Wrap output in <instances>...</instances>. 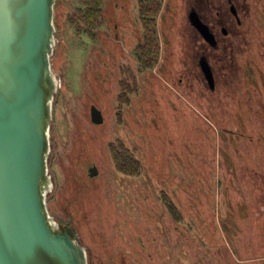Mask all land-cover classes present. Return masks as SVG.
<instances>
[{"label": "rangeland", "instance_id": "rangeland-1", "mask_svg": "<svg viewBox=\"0 0 264 264\" xmlns=\"http://www.w3.org/2000/svg\"><path fill=\"white\" fill-rule=\"evenodd\" d=\"M128 1L129 15H125L123 22H120L127 29L119 32L121 44L125 46L128 43V50L110 62L106 44L109 45L114 38L103 28L94 33L98 39L91 38L85 32L76 33L67 21V15L73 11L76 1L56 0L54 3L56 46L50 63L58 78V89L52 106V115L56 120H52L50 129V150L52 145L56 147L53 156L57 157L65 152L67 146L70 147L74 133L73 120L81 119L85 111V99L79 93L82 89L87 92V80L95 75L93 73L102 70V63L115 62L118 70L123 66H131L135 71L139 68L135 58V37L138 36L137 30H140L137 0ZM169 2L164 0L158 21L163 24V12L171 11L170 17L175 23V30L179 32L181 62L188 64L193 43L186 21L190 6L177 2L172 7ZM245 2L248 10L240 40L248 53L244 55L242 69L230 91L232 93L245 92L248 86H242L243 82H253L254 75L250 68L256 56L251 49L264 47V0ZM159 37L161 60L153 72L157 75L158 70L164 69L161 63L165 62L167 41L162 37L161 30ZM254 72L257 74L255 69ZM138 77V91L130 96V105L120 106L117 94L104 96L108 108L105 110L102 140L129 141L143 162H146L144 157L147 156L142 146L145 143L156 164L149 159V165L143 163L142 175L131 179H120L109 169L103 170L100 208L93 213L97 221L91 227L75 228L78 235L82 231L84 235L96 237L92 240L79 237L86 248L88 264H264V148L255 146L251 141L248 142L252 144L247 145L244 139L255 141L258 135L264 134L263 126L253 116H246L241 128L238 121L242 118L225 111V104L221 101H218L216 111L206 115L202 106L192 101L194 99H187L188 104H182L196 116L190 118L194 123L188 141L183 146L173 139L164 141L165 121L170 118L175 130H182L181 121L185 112H178L177 102L170 98L165 97L161 102L159 93H153L149 86L146 87L145 73ZM163 106L165 112L169 111L167 117ZM54 126L57 137L52 139ZM184 129L187 130L185 123ZM162 145H166L167 151L163 153L166 169L161 176H168L170 180L163 179L159 183L151 166L155 167L156 172L161 171L158 149ZM52 154L49 153L48 164ZM205 162H208L207 167ZM49 173L53 179V190L46 198V206L50 215L60 223L63 218L59 211L61 207H48V202L60 203L62 175L56 168L55 175L51 170ZM164 193L171 195L180 206L188 207L189 212L183 209L181 221H176L163 205ZM204 205L215 213L197 210V207ZM225 220L230 228L228 235L221 229V223ZM203 223H206L205 229L213 232L206 240L199 230Z\"/></svg>", "mask_w": 264, "mask_h": 264}, {"label": "water", "instance_id": "water-1", "mask_svg": "<svg viewBox=\"0 0 264 264\" xmlns=\"http://www.w3.org/2000/svg\"><path fill=\"white\" fill-rule=\"evenodd\" d=\"M56 0H0V264H88L74 227L50 213L48 171L52 106L58 78L50 60L56 46ZM189 22L214 45L192 10ZM201 68L212 86L213 76ZM93 124L101 112L90 108Z\"/></svg>", "mask_w": 264, "mask_h": 264}, {"label": "flooded vegetation", "instance_id": "flooded-vegetation-1", "mask_svg": "<svg viewBox=\"0 0 264 264\" xmlns=\"http://www.w3.org/2000/svg\"><path fill=\"white\" fill-rule=\"evenodd\" d=\"M170 1L167 0L172 7L177 2H185L190 6L186 21L191 29L193 43L191 61L185 64L181 62L180 54L182 50L179 47V32L175 30V23L170 17L171 11L170 13L167 11L163 12L164 22L160 24L158 21V24L164 31H161L162 37L167 40L164 49L165 62L161 63L164 69L160 70L159 75H156L164 77L175 90H172L171 93L164 90V95L159 96L161 102L165 97L174 100L175 97L173 96L175 95L179 97L185 96L190 100L194 99L192 101H195L197 106H202L204 113L209 115L216 111L218 101H221L225 104V111L242 118L238 121L239 126H242L241 128H243L246 116H253L264 128V47L251 49L256 56L253 66L249 67L251 74L254 75L253 82L249 84L244 81L242 85L248 86L247 90L249 91L230 92L235 78L238 77L242 69L241 64L244 62V55L248 53L241 46L243 41L240 40V33L243 30V23H245L248 10L246 0ZM192 10L197 14L200 21L208 27L214 38V45L206 42L203 36L191 26L189 15ZM202 59L208 64L212 72V86L207 82L202 71L200 64ZM103 64L110 67L112 72H104L101 65L102 70L93 73L95 75H91L87 80L85 84L87 92L82 89L81 93H79L85 99V111H83L81 119L73 120L74 133L70 147L68 148L67 146L65 152L57 157L53 156L56 147L52 145V150H50V154L53 153L51 155L53 157L50 158L48 171H53L55 175V168L59 169L63 185L60 203H57V201L54 203L48 202V207L52 205L57 206L58 209L61 207L59 211L63 214V218L60 223L74 228L91 227L92 223L97 221L93 217V213L100 208V192L104 186V169H109L120 179H131L132 177L120 172L115 163L123 155H126V150L132 151L130 142L117 139L102 140L105 129V110L108 108L104 96L109 93L115 94V96L117 94L118 103H120L119 98L123 96L125 102L119 105L128 106L132 102L130 97L132 95L131 87L123 89L121 86L122 78L119 76V70L116 68L115 62H103ZM127 67L132 69L131 66ZM125 82L130 84L131 77L126 78ZM88 91L90 92L88 93ZM176 104L179 112L182 108L180 103L177 102ZM92 106H95L101 112L103 117L102 124L96 125L91 122L90 108ZM192 110L195 112L193 108ZM163 111L165 112L164 106ZM52 114H54L53 107ZM167 116H169V112H165V117ZM177 127L179 126L177 125ZM55 130L56 126L52 130V139L57 137L54 135ZM168 132L175 134V126L171 124L170 118L165 121L162 137L164 141L168 137L174 140L173 135L171 137ZM241 136L242 138L244 137L243 134ZM126 138L129 140L130 137L127 136ZM244 139L247 145L254 142L255 146L264 148V134L258 135L255 141L251 138ZM127 165H125L126 171L128 170ZM54 213H57V211L54 210ZM79 237L82 240L96 238L94 235H84L82 231Z\"/></svg>", "mask_w": 264, "mask_h": 264}, {"label": "trees", "instance_id": "trees-1", "mask_svg": "<svg viewBox=\"0 0 264 264\" xmlns=\"http://www.w3.org/2000/svg\"><path fill=\"white\" fill-rule=\"evenodd\" d=\"M76 6L74 7L72 12H69L67 15V21L69 26L76 32L81 33L85 32L87 33L91 38L95 39L97 37L95 31L98 29L103 28L106 30L110 36L114 39L110 41V44H106L108 49V61L110 60H116L119 58V56H122V54L128 50V43H125L126 45L123 46L120 41V30L127 29L126 26H124L123 17L125 15H129V1L128 0H75ZM163 2L164 0H137V11L139 15V22H140V30L138 31V36L135 37L137 39V44L135 47V58L138 64V69L135 71L134 69H130L127 66H123L121 70H119V76L122 78L121 86L123 89L125 87L130 88L131 92L136 93L137 85L139 83V77L138 75L141 73L146 74V87L153 93L158 92L159 96H163L165 92L171 93L172 90H175V88L167 81L164 77L157 76L154 72V70L157 69L160 56H161V46H160V37H159V30L163 31L158 26V15L161 13L163 8ZM58 3V1H57ZM55 5V4H54ZM54 20V19H53ZM54 25L56 27V23L54 22ZM106 32V33H107ZM164 32V31H163ZM105 33V34H106ZM177 43V42H176ZM103 71L104 72H112L110 67L105 66L102 63ZM160 70H158V73ZM159 75V74H158ZM131 77V83H126L125 79ZM175 99H171L173 102L180 103L181 106V112H185V117H182L181 123L183 124V129H179V131L175 130V134L172 132L171 137L173 135L174 140L176 141V144H180V146L185 145V142L188 141L189 134L191 132V125L194 123V120H190V118L194 119L196 118L195 115H192L188 108L184 106L188 104L187 97L185 96H173ZM164 98V97H163ZM165 99V98H164ZM120 103H124L125 99L124 97L119 98ZM183 105V106H182ZM169 112V111H168ZM213 120V119H212ZM214 121V120H213ZM184 123L186 125V129H184ZM165 126V125H164ZM179 132V133H178ZM154 137V136H152ZM169 138V137H168ZM172 138H169V141ZM167 141V140H166ZM144 147L143 150L146 152L147 156L144 157L146 159L145 163H149L150 160L153 164H156L155 161H152L153 157L150 156L149 150L150 148L148 145L144 143L142 144ZM159 154H161V157L158 156L159 159V166L161 168V171L155 170L154 166H151L152 171L156 173V179L160 183L163 179L170 180V178L162 177L163 171L166 169V162L163 157V153L167 151L166 145H162L161 148L158 149ZM161 151V153H160ZM125 153V152H124ZM180 153V152H179ZM126 155H123V157L120 160H117L116 167L117 169L127 175H130L134 178H138L142 175L144 171V162L141 161L140 158H138L135 149L132 151L126 150ZM150 159V160H149ZM128 164V170H125V165ZM205 167H207L208 162H205ZM149 165V164H148ZM184 165V164H183ZM202 169L201 171H203ZM200 171V172H201ZM203 173H206V170L203 171ZM202 174V173H198ZM169 178V179H168ZM209 195V194H208ZM210 196V195H209ZM195 201V200H194ZM162 203L168 210V212L176 219V221H181L183 219V209L186 212H189L187 206H180L178 202L171 197V195H168L167 193L163 194L162 197ZM177 204L180 206H177ZM182 207V208H181ZM198 211H205V212H211L215 213L212 208L208 207V205H204V207L200 208L197 207ZM214 216V215H213ZM212 216V217H213ZM216 218V217H215ZM205 220V219H202ZM214 220V219H213ZM222 220V219H221ZM206 221V220H205ZM221 229L224 234L228 235V231L230 230L228 222L222 221L221 223ZM204 225V226H203ZM206 223H203L201 228H199L200 233L202 234L203 238L206 240L209 238L213 232L208 231L205 229ZM214 226V225H213ZM213 231H215V227H213Z\"/></svg>", "mask_w": 264, "mask_h": 264}]
</instances>
